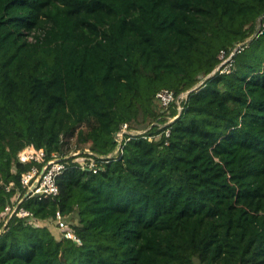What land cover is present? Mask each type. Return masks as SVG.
I'll return each mask as SVG.
<instances>
[{
	"label": "trees",
	"instance_id": "16d2710c",
	"mask_svg": "<svg viewBox=\"0 0 264 264\" xmlns=\"http://www.w3.org/2000/svg\"><path fill=\"white\" fill-rule=\"evenodd\" d=\"M163 87L189 90L170 123ZM123 122L145 132L115 153ZM27 145L99 169L65 158L59 194L0 231V264H264V0H0V226Z\"/></svg>",
	"mask_w": 264,
	"mask_h": 264
},
{
	"label": "built area",
	"instance_id": "2783aa9c",
	"mask_svg": "<svg viewBox=\"0 0 264 264\" xmlns=\"http://www.w3.org/2000/svg\"><path fill=\"white\" fill-rule=\"evenodd\" d=\"M249 40L250 38H247L243 42L236 43V45L230 50L222 49L219 54L221 59L219 64L210 74L205 76L200 83L217 71L220 73L230 72L234 67L236 53L241 51ZM188 95L189 90L176 93L173 89L168 87H163L156 92L155 96L160 102L163 111L169 110L172 107L176 111L175 115H169L167 123H170L175 117L183 112L185 107L184 104L187 101ZM144 132L145 130L143 129L137 130L131 128L128 122L121 123L119 129L115 133V138L117 140L115 153L123 149L126 141L138 134H143ZM162 134H165V136L168 137L170 135V128L167 127L165 128L164 133H158L153 136L151 135L149 138H159ZM168 143L169 140L166 139L165 144ZM71 155H77L75 161L81 166V168H89L94 172L99 169L98 160L96 159L94 152L87 148L71 152L64 156L57 153H52L51 156H48L43 147L37 148L34 145H27L19 151L18 160L22 163L29 164L30 168L23 173L20 183L21 186L17 188L16 196L6 204V216L2 219L3 224L0 226V231H2L7 225L8 221L14 214L20 217H29L32 215L28 209L20 205L24 198L32 195L55 197L59 194L60 190L57 178L67 167L68 161L65 158ZM100 157L102 160H106L105 156ZM0 188L6 191H11L13 185L1 183ZM54 220L57 228L61 230L63 237L72 239L79 245L82 244V238L69 224L68 215L64 214L60 209H57Z\"/></svg>",
	"mask_w": 264,
	"mask_h": 264
},
{
	"label": "rangeland",
	"instance_id": "374dc122",
	"mask_svg": "<svg viewBox=\"0 0 264 264\" xmlns=\"http://www.w3.org/2000/svg\"><path fill=\"white\" fill-rule=\"evenodd\" d=\"M200 84V83H199ZM166 123L162 124V125H165Z\"/></svg>",
	"mask_w": 264,
	"mask_h": 264
}]
</instances>
